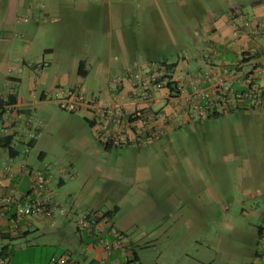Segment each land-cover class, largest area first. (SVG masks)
Returning a JSON list of instances; mask_svg holds the SVG:
<instances>
[{
    "label": "rangeland",
    "instance_id": "rangeland-1",
    "mask_svg": "<svg viewBox=\"0 0 264 264\" xmlns=\"http://www.w3.org/2000/svg\"><path fill=\"white\" fill-rule=\"evenodd\" d=\"M249 1L0 0V94L18 91L23 95L30 89L40 94L63 81L60 77L64 72L73 70L71 85L75 82L86 94L103 100L109 87L115 86L114 71L107 72L104 62H114L130 52L144 58V49L149 42L152 44L154 33L164 27L172 41L184 43V51L194 60L190 44L194 37L190 28L195 23L192 11L197 7L207 12L220 11L232 3H242L247 10ZM78 60L86 61L87 77H78L74 72ZM9 76L20 82L8 81ZM73 117L52 101L33 107L19 120L24 127L28 121L32 126L40 125L39 145L29 150L21 145L20 157L35 168L51 167L57 177L51 189L55 195L65 196L67 204L62 205L70 207L77 203L80 215L100 203L122 202L127 206L116 219L122 228L132 221L129 211L141 203L138 215L133 212L135 217L141 215V219L130 230L129 239L138 245L135 250L144 264L249 261V226L256 225L264 213V197L258 198L256 194L253 200L245 202L240 187L264 188V113L235 111L203 127L194 126L174 142V150L164 154L160 167L165 169V175L160 179L154 177L157 180L154 182L140 181L126 199L123 192L131 187L127 184L130 178L127 171L134 159L129 150L108 151L93 132L85 131L82 115L75 116L81 121ZM24 135L26 140L30 138L29 131ZM18 139L16 136L17 142ZM41 151L47 152L45 160L38 158ZM143 163L141 157L138 164L142 170ZM60 178L66 181L64 186L59 185ZM195 185H209L213 190L199 191L194 197L196 192L191 188ZM147 186L153 189L154 197L170 202L169 206L156 208L153 203L149 207ZM182 200L186 202L183 207L173 206ZM195 202L198 205L206 202L207 206L194 207ZM243 209L249 214L243 215ZM206 210L208 218L202 216ZM79 215H70L75 220L65 232L55 219L60 217L58 211L53 221L28 217V226L19 225L25 226L27 235L18 231L16 238L5 242L11 263L47 264L54 254L69 253L75 261L90 264L95 253L86 252L92 241L78 242L80 234L75 223ZM118 232L113 237H120ZM93 242L96 248L102 246L101 242Z\"/></svg>",
    "mask_w": 264,
    "mask_h": 264
},
{
    "label": "crops",
    "instance_id": "crops-1",
    "mask_svg": "<svg viewBox=\"0 0 264 264\" xmlns=\"http://www.w3.org/2000/svg\"><path fill=\"white\" fill-rule=\"evenodd\" d=\"M248 5L249 9L247 10L242 8V3H232L230 6L220 11L218 9H213L208 12L205 11L204 8L195 7L196 9L192 11L195 23L190 28L194 34L192 43H190L193 47L194 60L190 58L187 51H184V49H186L183 46L184 43L180 44L176 40L172 41L166 27H164V29L154 33L152 39L153 45L149 44L150 42L147 44L143 53L144 58L140 59V57L135 56L134 52H130L129 54L118 57L114 62L103 63V67L107 69V72L110 71V69L114 71L113 81L115 84L113 88L109 87L106 97H102L103 100L108 103H119L123 105L128 114L134 112L137 104L141 105L148 111V114L162 122L163 126V133L159 140L149 141L145 138L141 140L133 137L131 145L124 148L129 150L130 156L134 158L131 168L127 171L130 176L129 183L127 184H130L131 187L128 191L123 192L124 199L128 198L127 195L132 192L135 185L138 186V184H140V181L154 182L156 179H160L161 176L165 175V169L162 170L160 167V163H163V156L164 154L167 155L171 150H174V142L181 139L182 136L185 135V132L192 130L194 126L201 125L203 127L204 124H208L214 120L199 114L198 108L202 103L200 98L202 94L207 92L211 93L213 87L219 81L224 82L226 85L233 84L235 88H240L247 74H253L259 78L261 77V75L256 74L255 71L258 68H264V0H251ZM247 22L248 25H246ZM168 39L170 41L169 48L166 46ZM179 45L181 46L178 47ZM81 61L85 60H78L74 65V72L78 77H82L79 74V64ZM100 63L102 64V62ZM172 65H174V67H171ZM132 73H137L146 80L150 76H159L164 80L165 86L160 90H155L154 87L148 83L147 86L144 87L138 80L130 78V74ZM88 74L85 77H87ZM73 75V70L71 73L68 71L64 72L62 77H60L63 81L55 83L52 87L43 90L40 94L36 93V89H30L28 94L23 95H20L18 91L0 94V99L3 100H7L8 96L11 94H16L17 96V102L15 104L9 106L3 105V108H11V111L5 116L0 117L2 121L0 128L3 127V130L0 129V138L8 135H15L14 142H16L15 146L18 151L14 157H11L5 149L0 148V183L7 194L23 199L24 196L30 193L29 175L27 174L22 178H10L4 172L7 165H11L15 172L41 169L33 167L31 163H29V160L21 159V151L19 149L21 145L28 150L39 145L40 125L38 128V126H32V123L28 121L25 127L24 125L20 126V118L30 113L33 107L54 101L49 99L58 88H81L79 84L74 82V84L71 85L69 82V78ZM170 78H172L174 82L173 87L176 88L174 91L167 87ZM7 79L8 81L20 82V79L16 77L9 76ZM146 90L152 94L149 100L145 99ZM255 111L262 114L264 113V110ZM69 114L74 116L73 118L75 120L79 121H81V118L75 116L82 115L85 131L89 129L97 139L96 128L90 121L89 114L83 112ZM135 125L133 131H136L140 126L137 122ZM32 129H36L38 132L37 142L34 147H30L29 144L31 139L29 138L26 140L24 135L25 131H29L30 136ZM16 136L20 138L18 142ZM99 144L101 143L99 142ZM46 157L47 152L45 151H41L38 156L39 160H45ZM141 157L144 159L143 170L138 164ZM43 170L48 172L49 187L56 204L64 206L62 204H67V201L64 200L65 196L63 194L55 195L51 189L56 177L55 173H53L50 166H46ZM258 173V170L255 169L254 175ZM154 177L156 178L155 180ZM58 181L60 186L66 184L63 178H60ZM250 186L252 187V185ZM192 187V192H196L194 197L199 194V191L208 192L209 190H213V187L209 185H195ZM254 187L251 189L248 188V190L247 188L244 189L240 187L243 201L247 202L253 200L256 194H259L258 198L261 196L264 197V188L261 186ZM152 190L151 187L147 186L146 200L149 207H151L153 203L156 208L163 206L168 207V203L170 202H166L167 200L164 198L159 199L154 197ZM70 196L73 197L72 195ZM240 201L242 202V200ZM140 204L141 203H139V205H134L132 210L129 211L128 215L132 221L122 228H119L116 223L117 216L121 214L127 206V204L122 202L113 205L109 204L107 201L106 203L95 205L96 207H89V211L85 213H95L100 215L101 218L98 219V225L93 230L79 229L76 221L75 228L80 234L78 242L83 244L92 241L86 246L87 253H95V257L90 264H92V262L95 264H120L122 261H132L134 259V252L137 253L141 264H144L140 255L135 250L138 245H135L129 239L130 230L135 228L141 219V215L135 217L133 214L134 212L138 215ZM177 204L179 207H183L186 202L184 200L178 203L175 202L173 206ZM142 205L144 206L143 202ZM200 206L206 207L207 204L206 202L200 205L196 204V202L194 203V207ZM103 207L104 209H102ZM115 207L119 208V212L111 222H108L107 219H102L104 212L113 210ZM67 208L75 209V214H71L72 216L79 215L77 203H73ZM242 213L243 215L249 214L247 209H243ZM72 216H60L55 218L57 222H60L62 225L63 232H65L69 224L73 223L75 220ZM202 216L208 218L209 212L206 210V213ZM43 221L46 222L48 220L43 219ZM20 223L26 226L30 224L26 219L18 221V223H10L9 219H6L4 221L3 236H7L8 239L12 240L16 238L18 231L26 236L28 232H25V226L22 228L19 227ZM117 232H121L120 237H113ZM249 232L251 234L249 236L251 242L249 251L250 259L245 264H264V213L261 214L256 225L249 226ZM110 237H113V239L111 238V242L108 241ZM93 240L101 242L102 246L96 248ZM7 241L10 240L1 242L0 249L1 247L7 246L5 244ZM66 254H68L67 256L69 257L72 256L69 253ZM76 262L81 264L80 261Z\"/></svg>",
    "mask_w": 264,
    "mask_h": 264
},
{
    "label": "built area",
    "instance_id": "built-area-1",
    "mask_svg": "<svg viewBox=\"0 0 264 264\" xmlns=\"http://www.w3.org/2000/svg\"><path fill=\"white\" fill-rule=\"evenodd\" d=\"M248 25V22L246 23ZM260 74L259 78L253 74H247L240 88H235L233 84H224L219 81L213 87L211 93H204L200 97L199 114L207 117L211 113H228L237 108H256L260 110L264 107V68L255 71ZM130 78L138 80L142 86L151 84L155 90H160L165 86L164 81H160L159 76H150L144 79L137 73L130 74ZM151 92L145 91V99L151 98ZM50 99L58 103L59 107L69 113H87L90 121L96 128L98 141L104 148L119 149L131 145L133 137L149 141L159 140L163 133L162 122L154 118L141 105H136L134 112L128 114L119 103H108L99 96L88 95L81 88L74 89L58 88ZM250 105H247V104ZM262 105V106H261ZM8 113L11 108H7ZM264 110V109H262ZM140 126L136 131L135 123ZM0 129L3 130V127ZM37 137V130L32 129L30 139ZM13 146L16 142H13ZM4 172L10 178H22L27 174L30 177V193L19 199L5 192L0 183V239L4 235V221L9 219L10 223H18L30 216H38L41 219L53 221L56 211L61 217L75 214L74 208H67L56 204V201L49 187V175L46 170L33 169L13 171L11 165H7ZM100 215L95 213H85L79 216L77 227L81 230H93L98 225ZM0 264H12L9 257H4L0 253ZM47 264H79L67 255H54Z\"/></svg>",
    "mask_w": 264,
    "mask_h": 264
},
{
    "label": "trees",
    "instance_id": "trees-1",
    "mask_svg": "<svg viewBox=\"0 0 264 264\" xmlns=\"http://www.w3.org/2000/svg\"><path fill=\"white\" fill-rule=\"evenodd\" d=\"M171 67H174V65H172ZM79 74L82 77H85L88 74V71L86 70L85 61H81L80 64H79ZM159 79H160V81H164L162 78H159ZM173 85H174V82L172 81V78H170L168 83H167V87H169L172 91H174L176 88H174ZM16 97H17L16 94H11V95L8 96L7 100L0 99V117L5 116L8 113L7 108H5V107L3 108V105L9 106V105L15 104L17 102ZM247 105H250V104L248 103ZM262 109H264L263 106H262V108L260 110H262ZM243 110L246 111V110H257V109L254 108V107L251 108V109H248V108L247 109L246 108H244V109L237 108V109L230 110V112H228V113H219V111H217L215 113L209 114L207 116V118H209V119H217V118H220V117H224V116H226L229 113H233L235 111H243ZM37 138H38V132H37V137L32 138L30 140V144H29L30 147H34L36 145V142H37L36 139ZM14 139H15V135H8V136H4V137L0 138V148L5 149L11 157H14L17 154V152H18L16 150V146L15 145L13 146ZM105 149H107L108 151L111 150V148H105ZM118 212H119V208L115 207L113 210H109V211L104 212L102 219H107L108 222H111L113 220V218L117 215ZM6 240H11V239H8L7 236H3L0 239V246H1V242L2 241H6ZM0 253L4 257H9V247L8 246L1 247ZM61 255H63V254H61ZM136 262H140V259H139L138 255H137V253L134 252V259L132 261H130V260L127 261L126 260V261H122L120 264H134ZM92 264H95V263L92 262Z\"/></svg>",
    "mask_w": 264,
    "mask_h": 264
}]
</instances>
